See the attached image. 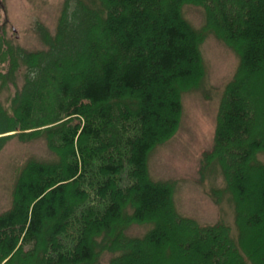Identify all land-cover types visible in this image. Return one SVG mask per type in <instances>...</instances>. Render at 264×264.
Here are the masks:
<instances>
[{
  "label": "trees",
  "instance_id": "trees-1",
  "mask_svg": "<svg viewBox=\"0 0 264 264\" xmlns=\"http://www.w3.org/2000/svg\"><path fill=\"white\" fill-rule=\"evenodd\" d=\"M186 5L205 10L201 31L184 18ZM37 32L39 51L0 36V93L15 89L0 102V152L43 138L54 159L19 172L12 208L0 214V264H103L106 255L109 264H147L137 261L145 251L160 258L149 264H257L242 241L244 226L264 227V141L252 138L261 127L245 99L251 79L264 76V0H65L55 34ZM211 34L240 57L203 167L222 170L238 243L223 223L180 216L174 185L154 181L148 167L177 131L182 94L202 81L200 47ZM251 195L257 209L245 221ZM132 225L152 227L131 237ZM184 232L197 240L180 245L175 262Z\"/></svg>",
  "mask_w": 264,
  "mask_h": 264
},
{
  "label": "rangeland",
  "instance_id": "rangeland-1",
  "mask_svg": "<svg viewBox=\"0 0 264 264\" xmlns=\"http://www.w3.org/2000/svg\"><path fill=\"white\" fill-rule=\"evenodd\" d=\"M64 4L65 0H0V36L28 51L42 50L44 43L37 26L42 25L55 34ZM225 12L227 16L233 15L230 10ZM183 14L194 29L201 31L205 28L206 13L202 7L186 5ZM218 20L222 21L221 18ZM200 50L204 67L202 81L182 94V114L177 131L152 151L148 162L149 174L156 182L174 185L173 202L180 216L194 220L202 227L223 223L230 228L233 240L238 243L235 204L226 191L222 170L216 163L207 171H203V167L205 155L214 148L220 107L226 88L236 75L240 57L214 34L205 38ZM11 90L0 93L3 105L15 91ZM246 90L251 100L244 99L254 110L253 123L258 120L256 123L261 127L254 130L252 138L264 141V121L259 118V114L264 115V76L258 81L252 78ZM53 159L43 138L28 142L14 139L7 143L0 152V214L12 208L15 182L26 163ZM258 160L264 163V153L259 154ZM241 180L255 188L260 183V177L252 173L243 174ZM251 198L253 201L250 200L249 204H241L245 210V221L257 209L256 199L254 196ZM151 227L132 225L128 235L143 237ZM167 228L172 233L175 225L169 224ZM244 233L242 244L250 249L257 264L258 260L259 264H264V227L244 226ZM179 237L181 242L179 252L173 257L175 262L182 254L180 245L183 247L185 241L193 244L197 240L191 232L179 234ZM111 258L112 255L104 256L103 264H109ZM159 259L157 253L145 251L137 261L149 264ZM6 262L8 260L3 264Z\"/></svg>",
  "mask_w": 264,
  "mask_h": 264
}]
</instances>
